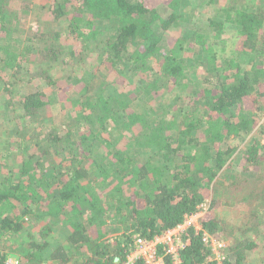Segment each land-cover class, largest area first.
I'll list each match as a JSON object with an SVG mask.
<instances>
[{
    "label": "trees",
    "instance_id": "1",
    "mask_svg": "<svg viewBox=\"0 0 264 264\" xmlns=\"http://www.w3.org/2000/svg\"><path fill=\"white\" fill-rule=\"evenodd\" d=\"M47 1L31 15L34 0H0V114L8 120L1 128L17 142L16 148L0 147L6 151L0 153V238L43 220L39 241L27 233L24 259L63 264L78 256V264H119L135 235L151 238L203 205L202 226L219 237L228 222L210 210L229 204L242 205L249 228L263 234L264 108L255 96L263 95L264 6L248 11L253 0H207L204 23L211 31L177 35L190 0ZM230 30L238 46L218 63L217 43ZM211 33L217 43L208 42ZM188 40L193 55L187 54ZM51 68L63 74L54 80ZM200 70L206 75L198 80ZM35 78L49 91L20 90ZM124 81L131 87L118 89ZM184 91L193 108L177 107L166 121L163 114ZM152 93L160 94L156 104L131 109L138 96ZM55 104L65 118L44 127ZM116 124L120 132L113 134ZM251 125L257 128L250 133ZM232 137L244 142L242 173L218 181L236 150L227 144ZM13 153L20 155L19 169L7 171ZM250 170L252 176L244 175ZM106 179L110 190L103 194L95 185L101 189ZM55 224L63 228L64 242L45 251ZM249 228L230 246L233 258L219 263L188 230L184 264H243L256 246Z\"/></svg>",
    "mask_w": 264,
    "mask_h": 264
},
{
    "label": "rangeland",
    "instance_id": "2",
    "mask_svg": "<svg viewBox=\"0 0 264 264\" xmlns=\"http://www.w3.org/2000/svg\"><path fill=\"white\" fill-rule=\"evenodd\" d=\"M207 0H190L191 5L189 6V11L187 12V16L185 17V20H183V22H180V28L175 30V33L177 35L183 34V33H187V30H193V31H199L201 33L204 34H208L211 30L210 28H208L206 26V24L204 23V19H205V14L204 13H209V8L207 6ZM36 7L34 9V12L31 14H35L37 13V10L39 11L38 5H41L43 3L48 4L47 0H34ZM262 6H264V1L260 0V2H258L257 0H253L251 1L249 4L246 5V9L248 11H253L255 9L261 8ZM264 8V7H263ZM163 13V11H162ZM41 17V15H39ZM41 19V18H40ZM40 21V20H39ZM23 23H25L26 26V22H24V20L22 21ZM28 27V24L27 26ZM213 33H211V35H209V41L208 42H217L213 39ZM222 42L220 41V43L218 42V57H217V62L221 63L223 60L229 58V56L233 53V50L235 48H237L238 43H237V38L235 37V32L233 31H226L224 34H222ZM221 46H225L223 47L224 49L221 50ZM186 47L188 48L187 50V54H192L195 51L193 48V45L191 44V41L188 40L186 43ZM165 51V49H163ZM196 54H194L195 56ZM154 62V61H153ZM250 65L247 66V68ZM264 67V65H263ZM158 68V67H157ZM32 71V72H31ZM28 71V73L30 75L34 74V71L31 70ZM51 74L53 75L54 80H57L58 77H60L63 74V71H58V70H54V68L50 69ZM203 71L200 70L198 73H202ZM204 74V72L200 75L197 76V79L200 80V78L202 77V75ZM206 75V74H204ZM24 76V75H21ZM138 79V75L134 78V81ZM194 81H196V79H194ZM26 82V81H25ZM21 83V89L23 92H27L30 90H34L36 88H41L44 91H49V85L42 80L41 78H35L33 80V82H31L30 84L27 83ZM193 82V81H191ZM119 84H126L125 87H121L119 85H116V87L118 86V89H126V87H131L128 81H124L123 83H119ZM202 86H206V87H210V85H202ZM133 89V88H132ZM163 90V89H162ZM259 92L262 93V96H255L258 103L257 105L262 104L263 108H264V78H262L260 84H259ZM159 92L161 93V90H159ZM257 92V93H259ZM49 93V92H48ZM177 93V92H176ZM175 93V94H176ZM162 94V93H161ZM174 94V95H175ZM160 94H156L153 95V93L151 94L150 97H146L145 99L140 98V96H138V99H135L134 102L131 105V109H134L135 112H143L144 111V107L147 106H152L153 104H156L155 98H157ZM181 100L178 102L176 99V106L175 108L171 109L170 112L163 114L164 115V119L166 118V121H168L172 114H175L177 111L176 108L177 107H183L184 111L188 108H193V103L192 100L189 99V97L187 98V94L186 92H182L181 93ZM245 103V107L249 110H253L254 109V105L252 103H250L249 99H246L244 101ZM50 109L47 111L46 113V118L44 121V124L46 126L44 127H48V126H59L61 125L64 117V114L62 113V111L60 110L59 106L57 104H55V106L53 107H49ZM4 106L1 103L0 104V110L3 111ZM258 110V109H257ZM179 112V110H178ZM258 114L255 115V117ZM264 117V116H263ZM260 119V118H258ZM263 118L260 120L262 122ZM6 121V117L4 112H2L0 114V146H9L11 145V148H16L17 146V142L14 140L15 135H9L7 137V130L4 132L2 131L1 128V124ZM8 121V120H7ZM6 121V123H7ZM115 127H113L112 133L113 134H118L120 132L119 128L120 126L118 124L114 125ZM61 127V126H60ZM257 128V126H249V130L250 133L253 132L255 129ZM60 129V128H59ZM62 130V129H60ZM227 144H229L230 146H236V150L234 151L233 155L231 156V159L226 160V164L224 167L227 166V170H221L219 172V174L217 175L218 181H221L223 179H225V177L229 174V172H236V173H242L240 171L241 167H243L242 165H244V161L242 159V149L244 147V142H240L239 137H232L229 141H227ZM14 156H20V155H15L13 153ZM12 155V156H13ZM143 155L140 154L139 158H142ZM52 159H54V157H51ZM141 162V161H140ZM17 166H15V170H16ZM252 170H250L247 173H244V175H248V176H252ZM100 186L101 189L99 187V185H95V187L97 188L98 191L103 192V194L107 193L110 190V183H109V179L106 180H100ZM139 204H141V201L138 200ZM209 204V203H208ZM212 215H215L217 217H220L222 219H225L228 222V228L224 231L219 233L221 239L225 244L224 247L222 248V252L224 256H230L231 258H233V253L230 250V246L236 242V236H240V237H245L247 234H244L243 231H245V228H249V224L246 222L248 220V213L247 211L243 208L242 205H226V206H222L220 208H213L210 210ZM207 212H208V208H207ZM47 221V219H46ZM41 222V221H39ZM43 220H42V224H43ZM110 224H108L109 228L111 230H113L117 225L115 221L110 220L109 221ZM262 223V224H260ZM40 224V223H39ZM260 228L264 231V220L259 222ZM58 224H55L53 227V230L45 237L46 241L49 242L50 247H47L45 249V251L48 249L50 251V249H53L55 247H57V245H59L60 243L64 242V230H62L63 228L58 227ZM251 229V230H250ZM30 229L23 231V233L18 232L16 235H12L9 238H0V249L1 250H6V251H10V252H14V253H18V251L24 250L26 249V243L28 241V237H27V233L29 232ZM42 230L41 228H38V226L36 228H33L30 230V233H32L34 235V238L36 241L40 240L39 237V232ZM249 232H251V234H253V236H255L254 241L256 243L255 247H252V249L247 251L246 254V259L243 261V264H264V233L263 234H257L258 231H254L252 230V228H249ZM112 234V233H111ZM257 234V235H256ZM219 236V237H220ZM76 252V251H75ZM73 260L71 261H64L63 264H78V256H74L72 258ZM60 264V263H59Z\"/></svg>",
    "mask_w": 264,
    "mask_h": 264
},
{
    "label": "built area",
    "instance_id": "3",
    "mask_svg": "<svg viewBox=\"0 0 264 264\" xmlns=\"http://www.w3.org/2000/svg\"><path fill=\"white\" fill-rule=\"evenodd\" d=\"M207 208L203 205L198 211L185 214L178 225L151 238L135 235L132 246L125 250V259L119 264H184L181 251L185 248L183 237L188 230L199 235L203 244L210 248V260L223 261L227 256L222 252L225 243L216 234L204 229L201 223ZM0 253L2 264H32L17 253Z\"/></svg>",
    "mask_w": 264,
    "mask_h": 264
},
{
    "label": "crops",
    "instance_id": "4",
    "mask_svg": "<svg viewBox=\"0 0 264 264\" xmlns=\"http://www.w3.org/2000/svg\"><path fill=\"white\" fill-rule=\"evenodd\" d=\"M1 147V146H0ZM4 152H6V151H1L0 153H4ZM20 159V157H18V156H14L13 155V158L11 159V161H12V164H13V166H11V165H9V166H7V171H9L12 167H14V165L15 166H17V163H18V160ZM21 162V161H20ZM18 165H20V163L18 164ZM3 169H6V168H3ZM19 168L17 167L16 168V170H18ZM40 224L38 225V228H41L40 226L42 225V221L41 222H39ZM58 227H61V226H58ZM36 228V227H35ZM3 251H6V250H1L0 249V252H3ZM18 255H20V256H22L23 255V250H21V251H18V253H17ZM32 264H34L33 262H32ZM37 264V263H36ZM53 264H59V263H57V262H55V263H53Z\"/></svg>",
    "mask_w": 264,
    "mask_h": 264
}]
</instances>
